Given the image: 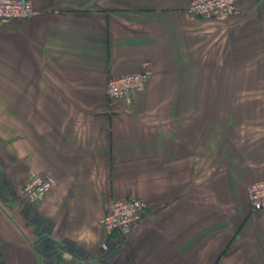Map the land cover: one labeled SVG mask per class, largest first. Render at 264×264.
I'll list each match as a JSON object with an SVG mask.
<instances>
[{
  "label": "crops",
  "instance_id": "obj_1",
  "mask_svg": "<svg viewBox=\"0 0 264 264\" xmlns=\"http://www.w3.org/2000/svg\"><path fill=\"white\" fill-rule=\"evenodd\" d=\"M31 1L32 17L0 22V264H264L249 204L264 0L228 19L193 17L191 0ZM174 69H242L259 94L229 78L233 96L168 97ZM144 71L142 91L108 97L110 78ZM31 173L55 182L40 202L22 194ZM122 199L146 205L126 238L103 225Z\"/></svg>",
  "mask_w": 264,
  "mask_h": 264
},
{
  "label": "built area",
  "instance_id": "obj_2",
  "mask_svg": "<svg viewBox=\"0 0 264 264\" xmlns=\"http://www.w3.org/2000/svg\"><path fill=\"white\" fill-rule=\"evenodd\" d=\"M236 3L237 0H191L187 12L197 18L228 19L237 12ZM34 13L31 0H0V22L27 20ZM149 78V71L113 77L108 81L107 95L110 99H128L142 91ZM54 184L51 179L31 173L22 194L29 202H40ZM249 203L254 211L264 210V181L250 185ZM145 212L146 205L141 200H116L109 206L103 225L106 230L118 231L126 238L142 221Z\"/></svg>",
  "mask_w": 264,
  "mask_h": 264
},
{
  "label": "rangeland",
  "instance_id": "obj_3",
  "mask_svg": "<svg viewBox=\"0 0 264 264\" xmlns=\"http://www.w3.org/2000/svg\"><path fill=\"white\" fill-rule=\"evenodd\" d=\"M247 70H245V73ZM229 78L231 80L234 78L236 83L239 84L236 91L237 96H245L246 93L250 92L244 89L248 84L253 87L252 91L255 95L259 94H256L257 90L254 88L255 82H257L256 76H245L242 69H235V72L230 75L228 69H174L173 73H170L168 81L173 83L179 82L182 88H177L176 85L172 88L174 85L169 84L168 97L195 98L201 96L206 99H211L214 97L233 96L234 90L229 89ZM188 83H194L193 88L185 86ZM197 83L203 84V89H197ZM218 84L221 85V90L215 88Z\"/></svg>",
  "mask_w": 264,
  "mask_h": 264
}]
</instances>
